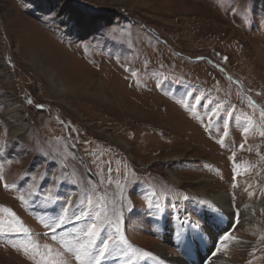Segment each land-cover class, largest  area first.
I'll return each instance as SVG.
<instances>
[{
    "label": "rangeland",
    "instance_id": "1",
    "mask_svg": "<svg viewBox=\"0 0 264 264\" xmlns=\"http://www.w3.org/2000/svg\"><path fill=\"white\" fill-rule=\"evenodd\" d=\"M63 2L0 0V264H78L93 222L126 241L100 264H166L181 224L185 264H264V0Z\"/></svg>",
    "mask_w": 264,
    "mask_h": 264
},
{
    "label": "bare ground",
    "instance_id": "2",
    "mask_svg": "<svg viewBox=\"0 0 264 264\" xmlns=\"http://www.w3.org/2000/svg\"><path fill=\"white\" fill-rule=\"evenodd\" d=\"M60 13L62 16H64L65 18V22L67 23L68 26H70L72 24V21L75 19V13L77 14V11L76 9L74 8V6L71 4V0H64V2L62 3V6H61V9H60ZM82 27L79 29L77 35L80 37L83 35V33H85L86 29L85 27L87 26V23H83V25H81ZM61 89H64L61 88ZM23 105H20V102H14L12 104H10L8 106V114L9 115H13V116H17L23 109ZM96 109V108H95ZM98 109V108H97ZM19 132L20 130H17V131H13V133L11 134L10 136V139L13 140L15 139L18 135H19ZM122 144L124 146L127 147L126 143L122 142ZM172 179L174 180V182H178L179 180L174 177V175H172ZM201 195H204V196H207L205 194H201ZM212 201L214 200L218 206L220 207V209L222 210L223 214H222V219L224 220L225 224L227 225L228 227V230H231V228L234 227L235 231L238 229H241V227L244 226L246 220H248L247 218H249V214H247L245 211L241 210V213L239 214L240 216V219L239 221L237 222H234L232 219H229L228 217H226V213L230 211V209L233 208V205L230 204V201H231V195L228 194L226 191H222V190H217L215 191L212 195H210ZM205 200V199H204ZM248 205V204H246ZM249 208V206H248ZM214 212L216 211H211L209 212V216H213L215 215ZM217 213V212H216ZM225 214V215H224ZM207 218V217H206ZM228 220V221H227ZM220 222V221H219ZM183 227H190V226H187L189 225L188 223H183ZM182 225V224H181ZM180 225V227H181ZM205 226V225H204ZM174 230V229H173ZM186 230V229H183L181 231L178 232V237H173V241L174 243H177V242H180L181 240H183V236L184 233L183 231ZM204 230V228H203ZM226 231V230H225ZM229 232V231H228ZM176 232L175 231H170L169 234H172L174 235ZM231 235V234H230ZM168 236V235H167ZM233 238H235V233L231 235ZM172 237V236H171ZM185 239L187 238H190L192 240V237H184ZM172 239V238H171ZM170 239V240H171ZM247 240V239H246ZM209 241V240H208ZM229 242L232 241L231 240H228ZM236 240H234L235 242ZM156 243V242H155ZM209 243V242H208ZM171 244V242H170ZM236 244H238L239 247H247L248 246V243L247 241H244L243 239H238L237 238V242ZM214 245V244H213ZM157 246V245H156ZM212 245L209 243L208 246H207V249L210 250V252H213V248H211ZM167 248V247H166ZM223 249V248H222ZM159 250V249H158ZM228 250V249H227ZM220 252V251H219ZM161 253V252H160ZM225 249L220 252L218 255L217 254H214L212 255V253H209V256H208V261H207V264H221V263H225L226 261H230V259L232 258H227V256L225 255ZM228 253V251H227ZM235 253V252H234ZM157 254V253H156ZM159 254V253H158ZM164 254V253H163ZM160 255V254H159ZM165 255V254H164ZM236 255V254H235ZM162 256V255H161ZM211 256V258H210ZM163 261V260H162ZM165 263L166 264H185V262H183L182 260H180L178 257H172L170 258V260L166 261L165 260Z\"/></svg>",
    "mask_w": 264,
    "mask_h": 264
},
{
    "label": "snow or ice",
    "instance_id": "3",
    "mask_svg": "<svg viewBox=\"0 0 264 264\" xmlns=\"http://www.w3.org/2000/svg\"><path fill=\"white\" fill-rule=\"evenodd\" d=\"M29 103H31V101H29ZM261 135H264V132H262ZM221 144L223 145V141H221ZM239 174V172L236 173V175ZM0 179H2V177H0ZM5 188H7L6 184ZM99 215L100 214L97 213V217ZM62 219L61 217L57 220L56 224L52 226V231H55V228L60 226ZM109 224H111L110 221ZM104 231H106V229H102L96 222L88 225L87 229L83 231V238L71 249L78 264H100L101 258L108 254L110 250H114L121 243H126L122 237L118 240L115 239L116 234L119 233L118 224L115 226V231L108 233L106 236L102 235ZM231 239H233V237L230 234H225L223 237L225 241ZM143 255L149 256L151 254L145 252Z\"/></svg>",
    "mask_w": 264,
    "mask_h": 264
}]
</instances>
